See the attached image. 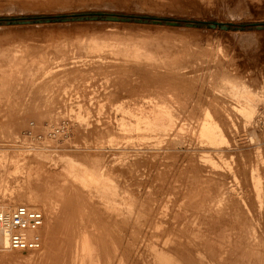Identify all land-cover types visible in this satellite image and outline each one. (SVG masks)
I'll return each mask as SVG.
<instances>
[{
    "label": "rangeland",
    "instance_id": "374dc122",
    "mask_svg": "<svg viewBox=\"0 0 264 264\" xmlns=\"http://www.w3.org/2000/svg\"><path fill=\"white\" fill-rule=\"evenodd\" d=\"M5 18L0 212L46 217L19 264H69L80 224L99 264L190 234L198 264H264V0H0Z\"/></svg>",
    "mask_w": 264,
    "mask_h": 264
},
{
    "label": "bare ground",
    "instance_id": "6f19581e",
    "mask_svg": "<svg viewBox=\"0 0 264 264\" xmlns=\"http://www.w3.org/2000/svg\"><path fill=\"white\" fill-rule=\"evenodd\" d=\"M130 45H132V43ZM122 53H123V51H122ZM148 119L146 120V122H148ZM160 124L157 123L156 125H160ZM166 125H167V122H166ZM139 126L140 125L138 124L137 127H139ZM140 127H142V128H149L150 127L151 128V125H147V126L141 125ZM172 127H174V126H172ZM170 128H171V126H170ZM101 172H103V171H101ZM85 178H87L88 180L93 179V177L91 175L85 176ZM2 186L3 185H2V180H1L0 187H2ZM7 206L9 207V205H6V206L4 205V207L8 208ZM45 210L47 213L48 221L51 222V219L53 218V211H51L49 208H46V206H45ZM8 211H10V210H5L2 212H8ZM82 227H83L82 224L78 225V229H80V230H78L77 233L75 234V236H73L72 245L70 248L71 251L69 252V254H70L69 264H99V261L96 257V249H97L96 245L91 241L89 236L86 234L87 232H85L82 229ZM199 237L200 236H196L195 234L193 237L190 234V236L189 235L176 236L173 239H170L168 237H166L164 239H161V237H158L160 239L156 238L157 240H155L153 242H149L151 244H148V246L150 245L149 248L151 247V249L149 250V254L152 257L151 258L152 263L153 264H198L195 259H196V257H200L201 253L198 249H192L191 247L193 246L195 240H202V237H201V239H199ZM201 244L202 243H200L199 246H201ZM10 249L11 248H10L9 232L7 230L3 229L2 227H0V256H1V258L6 259L8 262H13L14 264H19L20 263L19 260L23 261V259H20V258H23L21 255L9 253ZM38 254H40V253L35 254L32 252L30 257H28V258H33L36 255L38 256ZM15 260H16V262H15ZM218 261H220V260H218Z\"/></svg>",
    "mask_w": 264,
    "mask_h": 264
},
{
    "label": "built area",
    "instance_id": "2783aa9c",
    "mask_svg": "<svg viewBox=\"0 0 264 264\" xmlns=\"http://www.w3.org/2000/svg\"><path fill=\"white\" fill-rule=\"evenodd\" d=\"M45 220V213L41 209L24 205L0 212V227L9 232L10 248L20 253L42 248L41 231Z\"/></svg>",
    "mask_w": 264,
    "mask_h": 264
},
{
    "label": "trees",
    "instance_id": "16d2710c",
    "mask_svg": "<svg viewBox=\"0 0 264 264\" xmlns=\"http://www.w3.org/2000/svg\"><path fill=\"white\" fill-rule=\"evenodd\" d=\"M78 17H81V18H88L90 16V14H83V15H77ZM102 16L104 15H101L99 14V17L101 18ZM66 17H75L74 15H64V16H59V17H54V18H49V17H37V18H33L35 19L36 21L38 20H48V19H62V18H66ZM132 19H135V18H132ZM149 19V18H148ZM18 19H14V18H5V19H1L0 20V23H8V22H15L17 21ZM150 20V19H149ZM187 22L186 21H180V24H186ZM195 25L197 26H204L205 24L202 23V22H198L196 23ZM247 27H250V25H247ZM233 28V27H232Z\"/></svg>",
    "mask_w": 264,
    "mask_h": 264
},
{
    "label": "water",
    "instance_id": "95a60500",
    "mask_svg": "<svg viewBox=\"0 0 264 264\" xmlns=\"http://www.w3.org/2000/svg\"><path fill=\"white\" fill-rule=\"evenodd\" d=\"M95 18H97V17H95ZM108 20L118 21V20H120V18L117 15H111V16L108 17ZM156 22H161V21H156ZM169 23L172 24V25H177L178 24L177 20H172ZM195 24H196V22H193V21L188 23V25H190V26H194ZM209 25H210L211 28H215L217 26H220L224 30L229 29V26H230V25H227V24L221 25V24H219L217 22L210 23ZM262 26H259V28H262Z\"/></svg>",
    "mask_w": 264,
    "mask_h": 264
}]
</instances>
